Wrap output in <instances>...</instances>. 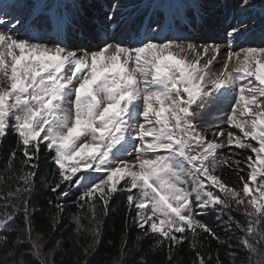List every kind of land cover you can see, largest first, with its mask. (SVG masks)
Segmentation results:
<instances>
[{
  "label": "snow or ice",
  "instance_id": "snow-or-ice-1",
  "mask_svg": "<svg viewBox=\"0 0 264 264\" xmlns=\"http://www.w3.org/2000/svg\"><path fill=\"white\" fill-rule=\"evenodd\" d=\"M252 6L242 0L241 7ZM5 15H0V143L9 133L16 136L8 162L19 157L20 168L11 169L8 179L15 187L0 201L5 209L0 254L6 258L0 264H54L53 251H45L43 233L33 224L42 151L56 166L48 182L56 197L48 201L55 208L53 232L63 222L69 189H83L76 203L84 211L73 220L77 235L91 236L85 255L98 250L103 218L116 194L126 192L125 235L131 219L140 233L137 243L149 239L166 246L168 264L185 242L195 253L193 264H211L198 229L204 239L227 244L233 264L237 248L247 253L248 264H264V43L234 50L247 32L243 21L227 32L233 48L220 61L219 45L166 34L160 18H148L145 26L144 19L117 21L110 14L107 24L85 32L77 23L81 13L65 17L48 0H31L23 21L9 24ZM74 26L93 41L94 51L63 42ZM122 31L129 32L126 40L118 38ZM185 52L195 59L180 55ZM214 61L221 64L216 75ZM214 108L223 116L206 121ZM234 149L249 152H236L243 155L238 159L231 155ZM133 152L134 160L127 159ZM225 166L242 183L239 191L213 174ZM233 209L246 217L244 223ZM210 212L227 216L226 231L239 230L236 245L198 219ZM19 216L22 227L16 226ZM9 230L16 235L10 238ZM25 243L29 248L21 247ZM127 244L122 241L117 264H125ZM17 252L32 259L17 260ZM216 264H222L218 255Z\"/></svg>",
  "mask_w": 264,
  "mask_h": 264
},
{
  "label": "trees",
  "instance_id": "trees-1",
  "mask_svg": "<svg viewBox=\"0 0 264 264\" xmlns=\"http://www.w3.org/2000/svg\"><path fill=\"white\" fill-rule=\"evenodd\" d=\"M16 136L10 134L0 143V201L5 199V195L10 189H14L15 181L9 180L8 177L12 174L11 169L14 167L17 172L20 168L19 157L12 161L9 165V153L16 145ZM43 147V145L41 146ZM237 158V157H234ZM35 177V192L32 196V204L35 205L38 211L33 216L34 230L43 233V243L45 251L52 250L54 264H117L120 260V249L122 241L127 240L128 255L124 257L125 264H168L167 257L169 252L166 246H157L154 241L143 239L137 243V237L140 235L137 228L128 220L130 225L127 235H125V214L129 211L127 207L126 197L118 193L111 202V210L106 217L103 218L102 239L98 246V250H89L85 255V248L91 243V236L87 231L77 235L75 232V221L73 215H81L83 209L77 206L78 192L69 189V195L64 199L65 214L63 222L59 224L58 230L53 232L51 227V216L55 211L54 206L49 207L48 201H56L55 194L49 191V181H53L56 166L52 162L50 153L42 151L39 156L38 169ZM222 177L226 183L233 189L239 191L242 183L237 182L236 177L231 175L226 166L223 168ZM258 195V193H256ZM234 203V202H233ZM5 211L0 204V214ZM11 211V208L8 209ZM232 215L244 223L246 217L233 209ZM205 224L209 225L222 240L229 241L233 245L238 242V236L241 235L239 230L235 232L226 231L225 221L227 216L218 217L216 213L210 212L206 215L198 217ZM83 225L88 226V220L83 219ZM230 223V222H229ZM16 226H23V217L19 216L16 220ZM200 236L198 241L202 242L204 248L203 253L211 255V264H216L217 255L222 264H233V257L229 255L230 249L227 244H220L212 238L204 239V234L199 229ZM16 232L9 230V236L14 237ZM191 239V237L189 238ZM59 241V245H57ZM37 243L41 241L37 240ZM8 247L13 245L9 241ZM22 248H29L27 243L21 245ZM238 251V256L235 258V264H248L246 260L247 253L242 249ZM174 264H193L196 259L195 253L191 249L188 242H185L183 247L172 253ZM32 259L31 257H21L16 254V259ZM5 256L0 254V261L5 260ZM11 260V258H7ZM32 264H36L33 260Z\"/></svg>",
  "mask_w": 264,
  "mask_h": 264
},
{
  "label": "rangeland",
  "instance_id": "rangeland-1",
  "mask_svg": "<svg viewBox=\"0 0 264 264\" xmlns=\"http://www.w3.org/2000/svg\"><path fill=\"white\" fill-rule=\"evenodd\" d=\"M128 1L129 0H122V5H123V8L125 9V8H127L128 7V5H127V3H128ZM134 2L135 4H137L138 6H140L141 5V3H153V2H157V4H160L162 7H166V6H169V0H136V1H134V0H131V2ZM138 1V2H137ZM143 1V2H142ZM181 0H173V4L175 5V8L173 7L172 8V11H174V12H176L177 14H179L180 13V9H178L176 6L179 4V2H180ZM217 1H223L224 2V5L222 6V7H219V8H217L219 11H220V13L219 14H221V15H223V14H225L226 12H230V11H233V15L234 16H240V18H242V17H245V12H246V10L248 9V8H250L251 9V13H250V15L252 16L253 14H256V16L257 17H260L259 18V20L260 19H262V18H264V16L263 17H261V11H262V9L264 8V5H263V2H264V0H249V3L250 4H252L253 6L252 7H241V5H242V0H205V3H204V5H206V6H210V5H215L216 3H217ZM182 4H184V3H182ZM127 6V7H126ZM138 8V7H137ZM136 8V9H137ZM135 12H137V11H135ZM213 15H216V13H214V12H211ZM14 14V13H13ZM126 14H128V13H126ZM165 16H166V14H165ZM242 16V17H241ZM105 15H103V17H99L98 15H94L93 16V19H95V21H97L96 22V26L97 25H100V24H103L104 22H105ZM141 19H144V21H145V23H147L148 22V18L149 17H147V15L145 16H143V17H140ZM155 18H156V15H155ZM136 20H138V18H136ZM258 20V21H259ZM251 22H252V20H250L249 21V23L248 24H251ZM83 23H84V21L82 22H78V24H81V25H83ZM95 26V27H96ZM94 27V28H95ZM93 28V29H94ZM259 28H261V26L259 25V24H257V27H256V29H259ZM74 27L72 28V29H70L66 34H65V36H64V38H63V41H67L68 43H69V45H68V47L69 48H71V49H73V50H77V51H80V50H88V51H94L95 49H94V45H93V47H90L89 45H90V43H92L93 41H91V40H85L84 41V43L86 44V45H88L87 47H75L74 45V42H73V40L71 39V32H74ZM92 29V30H93ZM253 30H255V28L253 29ZM129 35H127V34H125V35H123V37H122V39H127V37H128ZM77 37L79 38V39H82V37L79 35V33H77ZM263 43H264V41H263ZM197 44V43H196ZM222 45L224 44V43H221ZM197 45H199V44H197ZM232 48V47H231ZM234 50L235 51H239L240 50V47H236V48H234ZM188 54L189 53H187V52H185V53H181L180 55H183V56H188ZM212 55V54H211ZM210 55V56H211ZM192 59H195V57H193ZM221 70H219V69H217V67H214L213 68V71H212V73H214V75H216V74H218L219 72H220ZM222 114H224V111H220V110H218V109H212V110H210V113H206L205 114V120L206 121H208V122H212L215 118H217V117H222V116H220V115H222ZM233 131H236V132H238V130H235V129H233ZM221 139L223 140L224 138L223 137H221ZM225 143H226V140H225ZM254 144H255V142H253ZM258 146V145H257ZM236 152H241V153H243V155H247L248 154V152H249V150L248 149H243V150H240V149H234V151L232 152L234 155H235V153ZM243 155L242 156H239V157H237V156H235V157H237L238 159H243ZM131 156H129L128 157V159L129 160H131ZM229 187V186H228ZM229 188H231V187H229ZM232 189V188H231Z\"/></svg>",
  "mask_w": 264,
  "mask_h": 264
},
{
  "label": "bare ground",
  "instance_id": "bare-ground-1",
  "mask_svg": "<svg viewBox=\"0 0 264 264\" xmlns=\"http://www.w3.org/2000/svg\"><path fill=\"white\" fill-rule=\"evenodd\" d=\"M134 1H136V0H134ZM141 1V0H140ZM144 1V0H143ZM142 1V2H143ZM138 2V1H137ZM146 3V2H145ZM127 5H128V7H127V9H126V11H132V10H134V9H136L137 7H139L137 4H135L133 1L131 2L130 0L128 1V3H127ZM122 13H124V11L122 12ZM137 16L138 15H135L133 18H137ZM143 17V16H142ZM83 22V21H82ZM81 25V24H80ZM128 35V34H127ZM206 119V118H205Z\"/></svg>",
  "mask_w": 264,
  "mask_h": 264
}]
</instances>
